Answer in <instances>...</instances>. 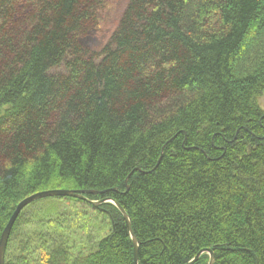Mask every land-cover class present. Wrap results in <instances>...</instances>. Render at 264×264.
<instances>
[{
  "label": "trees",
  "instance_id": "obj_1",
  "mask_svg": "<svg viewBox=\"0 0 264 264\" xmlns=\"http://www.w3.org/2000/svg\"><path fill=\"white\" fill-rule=\"evenodd\" d=\"M102 1L0 0V239L23 199L93 190L138 264H264V0H129L91 53ZM4 264L135 253L112 203L55 197L18 216Z\"/></svg>",
  "mask_w": 264,
  "mask_h": 264
},
{
  "label": "water",
  "instance_id": "obj_2",
  "mask_svg": "<svg viewBox=\"0 0 264 264\" xmlns=\"http://www.w3.org/2000/svg\"><path fill=\"white\" fill-rule=\"evenodd\" d=\"M99 193H102V192H97V191H93V190L74 191V190L58 189V190H48V191L38 192V193H35V194L25 198L23 201H21L18 204L15 212L11 216V218H10L9 222L7 223V225L3 231V234L1 236V239H0V264L5 263V254H6V250H7V246H8V241H9L13 226H14L18 216L20 215V213L26 207H28L30 204H32L34 202H37V201L43 200V199H47V198H55V197H57V198H59V197L75 198V199L87 201L93 206H99L103 203H112L120 211V213L122 214V216L124 218L125 224H126L127 229L130 233V236H131V239L133 242V246H134L135 264H138L139 263V259H138L139 242L137 241V239L133 233L131 219H130L129 215L125 212V210L117 202H115L111 199H106V200L98 202V201H90L85 197V195H98ZM204 254L209 255L208 264H215V254L210 249L201 251L192 261L188 262L187 264H195L199 260V258Z\"/></svg>",
  "mask_w": 264,
  "mask_h": 264
},
{
  "label": "rangeland",
  "instance_id": "obj_3",
  "mask_svg": "<svg viewBox=\"0 0 264 264\" xmlns=\"http://www.w3.org/2000/svg\"><path fill=\"white\" fill-rule=\"evenodd\" d=\"M129 0H103L102 6L96 15V28L81 39L80 46H84L91 53L100 52L110 42V38L117 28ZM96 8V7H95ZM260 105L264 108V94L260 99Z\"/></svg>",
  "mask_w": 264,
  "mask_h": 264
},
{
  "label": "bare ground",
  "instance_id": "obj_4",
  "mask_svg": "<svg viewBox=\"0 0 264 264\" xmlns=\"http://www.w3.org/2000/svg\"><path fill=\"white\" fill-rule=\"evenodd\" d=\"M41 192H43V191H41ZM23 200H24V199H23ZM23 200H22V201H23ZM17 206H18V205H17ZM17 206H16V208H17ZM16 208H15V210H16ZM15 210H14V212H15ZM14 212H13V213H14ZM21 213H22V212H21ZM21 213H20V214H21ZM12 215H13V214H12ZM9 220H10V219H9ZM8 222H9V221H8ZM208 256H209V255H208Z\"/></svg>",
  "mask_w": 264,
  "mask_h": 264
}]
</instances>
